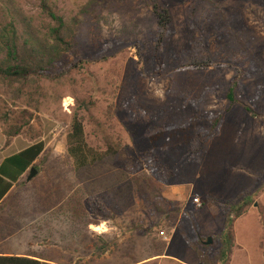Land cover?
<instances>
[{"label":"rangeland","instance_id":"obj_1","mask_svg":"<svg viewBox=\"0 0 264 264\" xmlns=\"http://www.w3.org/2000/svg\"><path fill=\"white\" fill-rule=\"evenodd\" d=\"M43 1L66 19L80 17L79 43L66 55L72 69L60 80L42 79L22 93L19 84L0 81V126L18 122L21 144L45 143L37 174L20 184L29 171L2 207L3 220L12 217L15 241L58 264H136L160 251L143 264H200L184 236L205 243L211 237L216 249L226 223L220 203L247 192L252 205L235 222L230 264H264V0H0V28L12 20L11 2L35 25L49 24ZM153 1L172 16L159 51ZM199 39L196 54L218 66L187 73L186 50ZM183 83L208 88L204 101L192 105L171 96L170 87ZM218 112L220 131L199 157L189 147L174 151L179 136L147 137L153 127L206 129L205 117ZM76 115L89 145L97 151L113 145L116 165L139 181L130 209L103 193L102 210L75 216L81 190L67 138ZM155 159L170 171L167 180L149 174Z\"/></svg>","mask_w":264,"mask_h":264},{"label":"trees","instance_id":"obj_2","mask_svg":"<svg viewBox=\"0 0 264 264\" xmlns=\"http://www.w3.org/2000/svg\"><path fill=\"white\" fill-rule=\"evenodd\" d=\"M151 10L159 25V36L156 49L159 51L171 34L172 16L168 8L153 1ZM12 20L0 28V81L8 87L19 84L17 89L22 93L29 84L37 83L42 79L60 80L71 71L72 67L66 60V55L73 53L78 45V27L81 23L79 16L66 19L56 9L43 1L42 7L50 18V23L37 26L32 19L24 14V11L14 2L10 4ZM202 39L191 44L186 53L192 57L190 63L182 66L187 73L202 70L216 69L217 62L213 59L197 55ZM67 62V63H66ZM239 87L242 74L238 70ZM208 88L197 90L187 83L173 85L169 91L171 96L181 98L185 103L198 105L203 102ZM253 115L255 112L249 106H245ZM7 117L16 118L13 112ZM18 118H24L18 116ZM206 120L209 127L206 129L185 128L183 126H169L161 129L153 127L148 130L147 137L152 140H170L173 136H179L175 143L174 151L180 153L189 147L193 157H199L206 141L220 131L223 122V113H211ZM6 123V122H5ZM5 125V124H4ZM11 128H3L7 135V144L13 137L21 135L22 125L11 124ZM45 143L38 141L9 158V161L26 172L33 167L38 170L37 159L44 151ZM67 151L73 162L74 177L80 184L81 194L77 196L74 205L75 216L83 215L85 209L102 210L100 196L108 193L109 197L123 210L126 211L134 205L136 185L139 181L132 177L126 168L116 165V157L119 151L109 145L104 151H97L89 145L86 129L79 116L74 117L72 130L67 138ZM148 171L152 178L158 181L167 180L170 171L159 160L155 159L148 164ZM20 184L28 185L27 181ZM14 183L7 181L0 175V201L9 194ZM215 200L205 197L203 201ZM157 205V204H156ZM252 205V197L245 192L238 196L234 202H221L220 207L226 217L225 227L217 238L216 249H212L201 238L193 242L184 236L188 246L197 254L200 264H230L235 247L234 225L238 218L246 214ZM158 207V206H155ZM158 209V208H157ZM158 211V210H157ZM163 255V252L152 257ZM148 258V259H149ZM147 263V262H146ZM0 264H57L42 256L29 253L26 255H0ZM143 264V263H142ZM145 264V263H144Z\"/></svg>","mask_w":264,"mask_h":264},{"label":"crops","instance_id":"obj_3","mask_svg":"<svg viewBox=\"0 0 264 264\" xmlns=\"http://www.w3.org/2000/svg\"><path fill=\"white\" fill-rule=\"evenodd\" d=\"M21 137H22L21 135L13 137L10 140L9 144H7L8 141L7 135L5 134L3 128L0 126V175H2L7 181L14 183L9 194L13 193V191L16 190L17 184L20 183L24 179V177H26L27 173L32 168V167L29 168L26 172H22L19 167L15 166L13 163H11V161H9V158L15 156L16 154H18L19 152L23 151L24 149H26L31 145V144L30 145L21 144L22 142L19 139ZM26 181L30 182L27 179ZM8 200L9 199L5 197L2 201H0V255L29 254L28 252L24 251V249L27 246L25 245L24 247L20 246L19 243H17L18 241L17 240L15 241L16 234L14 232H11L10 230L11 226L9 225L11 224L10 221H13L12 217L9 221L3 220L4 211L2 207L4 203L7 202ZM169 245L170 243H167L168 247ZM22 247L23 250L20 251ZM163 259H174L175 261H178V257H176L175 255H164ZM146 260H150V258L149 259L147 258L136 264H142ZM49 261L53 262L51 259H49Z\"/></svg>","mask_w":264,"mask_h":264},{"label":"water","instance_id":"obj_4","mask_svg":"<svg viewBox=\"0 0 264 264\" xmlns=\"http://www.w3.org/2000/svg\"><path fill=\"white\" fill-rule=\"evenodd\" d=\"M36 174H37V170H36L35 168L32 167L31 170H30V173H29V175H28V177H27V180H28V181H31V180L34 178V176H35ZM206 244H207V245L212 244V238H211V237L208 238Z\"/></svg>","mask_w":264,"mask_h":264},{"label":"built area","instance_id":"obj_5","mask_svg":"<svg viewBox=\"0 0 264 264\" xmlns=\"http://www.w3.org/2000/svg\"><path fill=\"white\" fill-rule=\"evenodd\" d=\"M194 201H195L197 204L201 205V200H200L199 197H196V198L194 199Z\"/></svg>","mask_w":264,"mask_h":264}]
</instances>
